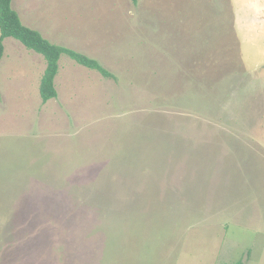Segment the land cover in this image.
I'll list each match as a JSON object with an SVG mask.
<instances>
[{
  "label": "rangeland",
  "instance_id": "374dc122",
  "mask_svg": "<svg viewBox=\"0 0 264 264\" xmlns=\"http://www.w3.org/2000/svg\"><path fill=\"white\" fill-rule=\"evenodd\" d=\"M114 75L6 39L0 264H264V0H13Z\"/></svg>",
  "mask_w": 264,
  "mask_h": 264
},
{
  "label": "trees",
  "instance_id": "16d2710c",
  "mask_svg": "<svg viewBox=\"0 0 264 264\" xmlns=\"http://www.w3.org/2000/svg\"><path fill=\"white\" fill-rule=\"evenodd\" d=\"M137 5L138 0H132ZM19 41L26 49L40 54L47 67L40 82L39 93L44 104L58 97L55 80L60 70V60L69 57L78 65L100 73L104 78L114 79V75L91 57L56 45L47 40L39 31L25 26L18 12L13 8V0H0V64L4 56L6 39ZM1 94V92H0ZM235 264H244L238 261Z\"/></svg>",
  "mask_w": 264,
  "mask_h": 264
},
{
  "label": "crops",
  "instance_id": "0c3cea01",
  "mask_svg": "<svg viewBox=\"0 0 264 264\" xmlns=\"http://www.w3.org/2000/svg\"><path fill=\"white\" fill-rule=\"evenodd\" d=\"M11 39H13V38H11ZM15 40V39H14ZM8 41V40H7ZM6 40H5V42H7ZM5 42H4V44H5ZM36 53V52H35ZM40 55V54H39ZM46 70V69H45Z\"/></svg>",
  "mask_w": 264,
  "mask_h": 264
}]
</instances>
